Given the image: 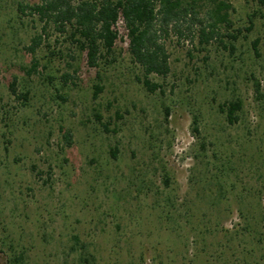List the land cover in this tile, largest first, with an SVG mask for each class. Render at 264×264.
<instances>
[{
  "label": "rangeland",
  "instance_id": "obj_1",
  "mask_svg": "<svg viewBox=\"0 0 264 264\" xmlns=\"http://www.w3.org/2000/svg\"><path fill=\"white\" fill-rule=\"evenodd\" d=\"M38 3L0 0V264H264L260 1L228 0L230 24L208 45L167 38L155 93L122 21L98 68L72 27L50 25L28 51L45 23L19 5ZM237 99L230 125L220 107Z\"/></svg>",
  "mask_w": 264,
  "mask_h": 264
},
{
  "label": "trees",
  "instance_id": "obj_2",
  "mask_svg": "<svg viewBox=\"0 0 264 264\" xmlns=\"http://www.w3.org/2000/svg\"><path fill=\"white\" fill-rule=\"evenodd\" d=\"M199 1L206 0H40L35 5L20 4L19 11L23 16H37L45 23L43 34L33 39L28 51L34 54L43 44V36L48 35L50 25L60 34H65L72 27L71 38L82 51H87L89 66L94 68L100 66V60L106 58V54L113 52L120 37L117 25L122 21L129 40V54L144 72V78L138 81L149 92L155 93L161 86L153 83L150 76L167 77L171 73L170 54L165 43L167 38L171 35L178 39L197 37L200 44L208 45L221 39V24H230L228 13L232 6L228 0H207L214 7L204 16L200 12ZM259 1L264 6V0ZM253 27L251 19L247 30L251 31ZM228 36L238 39L232 34ZM258 44L259 41L254 43V49L260 56ZM38 66L35 62L32 72H37ZM261 89L260 81L256 80L258 95L262 94ZM11 90L17 95L16 81ZM102 90L97 88L95 98ZM21 96L25 95H18L17 98ZM220 111L230 125H236L241 121L244 103L241 99L230 101L221 105ZM196 130L199 131V128L196 127ZM63 138L67 146L73 144L71 132H65Z\"/></svg>",
  "mask_w": 264,
  "mask_h": 264
}]
</instances>
